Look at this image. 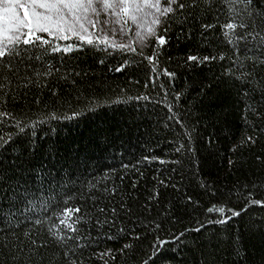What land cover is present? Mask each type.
<instances>
[{
    "label": "snow or ice",
    "instance_id": "6c2138e0",
    "mask_svg": "<svg viewBox=\"0 0 264 264\" xmlns=\"http://www.w3.org/2000/svg\"><path fill=\"white\" fill-rule=\"evenodd\" d=\"M173 25L177 26V40H191L195 33L205 47L221 49L226 44L228 51L188 54L174 60L166 55ZM218 25L223 41L215 36ZM86 46L106 53L119 52L124 57L114 68L119 73L147 62L149 75L144 87L151 85L163 94V126L174 133L170 145L177 158L165 161L152 155L142 161L178 165L173 171L181 181L195 176L199 198L184 189L177 200L169 201L163 212L154 216L152 202H159L160 192L153 190L147 204L138 203L133 195L137 181L133 179L125 188L124 175L117 176L115 169L105 173L103 180L72 179L78 167L72 157L78 155L80 145L65 148V155H59L57 141L51 139L55 129L43 126L62 120L79 122L86 112H95L101 104L89 101L84 108L74 107L61 102L55 88L49 89L51 101L40 95L29 99L32 77L20 75L19 70L33 58L42 59L49 50L72 53ZM145 49L150 52L146 54ZM126 54H131V59ZM162 58L174 66L161 68ZM225 60L229 66L220 78L212 79H219L243 98L242 119L247 127L229 149V172L250 164L264 171V0H0V223L6 225L0 227V264H118L117 256L123 264H156L165 246L176 244H180V250L189 249L195 259L175 264H248L246 235L259 234L264 241V216L255 219L251 215L257 209L264 210V176L231 185L226 183L227 174L224 182L200 177L201 157L194 145L203 146L208 154L204 159L210 162L217 143L215 132L201 137L198 124L203 118H192V107L185 108L181 101H187L194 90L203 99L212 84L197 82L193 75L192 82L186 80L179 90L174 86L182 72L196 73L212 62ZM36 75L51 76L52 71ZM161 76L167 79V87L158 82ZM14 80L18 81L15 85ZM119 95L125 100L131 98L126 88ZM134 99L147 101L150 96L137 94ZM224 118L221 113L211 116L213 122ZM172 123L180 127V133H175ZM45 131L48 139L40 140ZM245 152L249 154L247 159ZM129 167L138 172L136 165H122ZM238 183L244 190L242 195L237 194ZM159 184H171L177 193L182 192L179 182ZM57 188L65 189L66 198L54 202L48 196L40 208L43 217L33 212L32 217L24 216L21 221L12 212L14 208L19 211L21 205L27 209L40 199L41 192L47 195ZM190 208L199 212L191 218L193 226L185 224L176 231L166 226L179 222L181 213L189 215ZM237 219L244 231L228 232L217 227ZM149 234L152 242L145 251L141 244ZM105 241L120 246L113 249Z\"/></svg>",
    "mask_w": 264,
    "mask_h": 264
},
{
    "label": "trees",
    "instance_id": "16d2710c",
    "mask_svg": "<svg viewBox=\"0 0 264 264\" xmlns=\"http://www.w3.org/2000/svg\"><path fill=\"white\" fill-rule=\"evenodd\" d=\"M177 26L173 25L172 32L169 35L172 37L169 46L166 47V55H171L174 60L183 58L188 54L206 55L210 52L219 50L228 51V46L224 44L223 48L216 49L214 45L205 47L200 43V38L195 33L191 40H177ZM215 36L220 41L223 37L220 32L219 25L215 29ZM63 44L64 42H60ZM150 49H145L148 54ZM39 56V52H36ZM128 59H131V54H126ZM124 57L119 52H105L100 48H92L86 46L72 53H52L42 59H31L20 67V75L31 76L33 84L29 86V99L33 95H40L43 99L51 101L49 89L55 88L59 92L61 102L67 101L77 108H84L89 101L100 102L101 106L95 112H86L85 116L81 117L79 122L75 121H59L44 125V129H55L51 133V139L57 141L60 149L59 155H65L64 149L74 144H79L80 149L78 155L73 154V159L76 160L78 167L75 169L73 180L77 177L79 181L103 180L104 174L110 169L116 170V175L123 174L124 187L127 188L133 179L137 181V188L133 195L138 197V203L147 204L148 197L152 195L153 190L160 192L159 202L153 201L155 211L163 212V209L168 206L169 201L177 200L183 190H187V194H191L194 198H199L197 193L199 189L195 185V176H191L190 180H179L177 171L179 166L168 162L160 163L159 161L143 162L144 156L155 155L160 160L173 161L177 158L172 151L170 141L173 139L174 133L168 128H164L162 118L165 116L166 108L164 106V97L160 89H153L151 85L148 88L144 87L147 83L146 61L139 68L132 65L131 69L124 73L114 71V68L122 61ZM103 60V63L100 61ZM172 64L166 63L162 58L161 68L169 67ZM228 61H216L204 66L203 69H198L196 73L182 72L180 78L175 81V88L179 90L187 80L192 82L193 75L196 76L197 82L205 84L211 83L212 88L208 92V96L201 99L196 95L194 90L187 97V101L182 100L181 103L185 108L191 106L193 110L192 118H203L198 124L199 135L207 136L208 133L215 132L214 139L216 140V148L214 155L209 158L210 162L205 161L208 156L207 152L200 144L194 145L198 149V155L201 157V165L199 169L200 177L206 180H216L224 182L223 178L227 174V184L233 182L246 183L249 179L264 176V171L255 164H250L240 170L229 172L226 158L230 155L229 149L236 144L247 131L244 120L242 119L244 101L243 98L234 89H230L218 80H213V76L220 78V74L224 68L228 67ZM51 70V76L40 75L36 73H45ZM66 77L67 79H62ZM46 81V86L44 82ZM75 81V83H73ZM135 81H139L136 83ZM165 83L167 87V79L161 76L160 81ZM14 85L18 81H13ZM40 84V87L36 85ZM110 86V88H109ZM128 89L127 100L120 96L121 89ZM23 90V89H21ZM139 94L149 95L150 99L136 100L134 97ZM99 98V101H97ZM170 99V97H169ZM120 102L115 103L114 101ZM216 113H221L225 118L220 122H213L211 116ZM171 128L175 133H180V127L172 123ZM48 132H43L40 135V140L48 139ZM108 139L105 140L104 137ZM99 141V147L96 146ZM236 155H239L237 153ZM236 155L232 158L235 159ZM248 153H244V158L247 159ZM7 163V161H5ZM136 165L138 172L142 173V177L134 168H122V165ZM190 167V166H188ZM55 174V170H53ZM171 180L173 183L179 182L182 189L181 193H177L168 184L164 187L159 184V181ZM119 183V181H117ZM77 186H80L79 183ZM55 188V185H53ZM243 189L237 184V194L242 195ZM40 199L34 201L32 205L26 209L23 205L20 210L12 209L16 216L23 221L24 216L32 217V213L43 217L44 213L40 210L41 206L47 201L48 196L53 198L54 202L62 201L66 198L65 189L57 188L55 191L45 195L44 192L39 194ZM257 198L259 196L257 195ZM202 205H207L201 201ZM3 207L7 210V202H3ZM51 208V205H49ZM202 210V209H201ZM21 212L23 215H21ZM182 219L172 224L166 225L170 230L176 231L182 229L185 224L189 227L193 226L191 218L199 215V212H193L189 209V215L180 214ZM255 219L264 216V210L257 209L251 212ZM34 218V217H33ZM160 217L157 216V219ZM247 219V218H245ZM6 225L0 223V227ZM235 226V229L234 227ZM220 229L227 228L228 232L234 230L244 231V226L237 219L229 222V225L217 226ZM215 230V229H214ZM161 236L164 233H160ZM152 242V235L149 234L147 240H144L141 247L149 250V244ZM107 247L116 249L120 245L114 241H105ZM244 245L247 249L248 264H264V241L260 235H246ZM104 245H102L103 247ZM179 250V251H178ZM143 254V253H141ZM174 258V260H173ZM184 259L194 260L195 255L189 249L180 250V244L174 247L171 245L165 246V251L160 254L156 260V264H166ZM118 264H123V261L117 256ZM95 264V262H93Z\"/></svg>",
    "mask_w": 264,
    "mask_h": 264
},
{
    "label": "rangeland",
    "instance_id": "374dc122",
    "mask_svg": "<svg viewBox=\"0 0 264 264\" xmlns=\"http://www.w3.org/2000/svg\"><path fill=\"white\" fill-rule=\"evenodd\" d=\"M119 39V38H118Z\"/></svg>",
    "mask_w": 264,
    "mask_h": 264
}]
</instances>
